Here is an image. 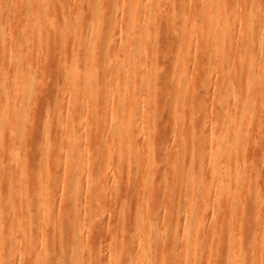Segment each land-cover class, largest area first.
<instances>
[{
  "label": "rangeland",
  "instance_id": "1",
  "mask_svg": "<svg viewBox=\"0 0 264 264\" xmlns=\"http://www.w3.org/2000/svg\"><path fill=\"white\" fill-rule=\"evenodd\" d=\"M102 1L101 4L106 2V0ZM185 1L186 7L184 8L186 10L183 9L184 4H180L182 0H175L177 9L179 11L183 9V15L185 16L179 22V25H183L186 28L192 22V9L187 8L190 6V4L188 5L190 0ZM171 2L172 0H154L153 5L160 6L162 13L158 15L156 21H152L153 33L156 29L160 28L163 22L169 24V26H176L178 20L177 15L168 13ZM248 2L250 6L255 8L256 16L260 24L264 23V0H248ZM0 3H7L10 7L0 11V27L5 38V40L3 38L0 41V107L4 101L2 98L4 93L1 91L7 89L11 95L14 93L15 95H13L16 96L17 94L15 90L12 92L10 89L14 75L13 72L11 73V69L13 71V64H10L12 63L11 61L9 63L11 59H8L7 56L13 58V51L16 48L24 58H27L31 53L32 56L38 54L35 49H39L42 35L51 36V40L56 35V40L59 42L54 43L51 41L49 55L47 53L45 54L47 55L46 60L48 66L44 67L45 70L37 69L40 67L34 66L36 78H34L31 86H27V83L23 85L22 90L24 94L16 99L18 104L26 107V114L18 121V123L21 121V125L17 123L13 126L12 123H9L0 128V141H3L2 145L5 151V156H3L5 160L3 158L1 159L4 160L3 165H6L1 169L4 171V175L0 171V175H2L0 182L4 179L8 181L5 185V192L10 201L8 205L9 215L6 217L8 218L7 225H9V229L6 231L5 246L0 253L3 264H20L21 261L23 264H44L43 250L46 246L52 248V254L49 255L52 264H148V262L146 263L144 261L146 255L150 256L153 264H224V259L219 255L224 243L222 238H220L221 235H219L221 232L219 225H221L222 217L215 220L217 233L210 234L208 232L210 230L209 227H206L204 229L207 231H199L198 235L197 233H193L188 237L185 236L186 231L183 227V220L187 216L186 212L189 204L184 200L192 192L187 185L186 171L183 170V157L177 153H180L183 149V137L195 144L201 138L200 134L191 130V124L194 122L193 127L199 128L203 126L204 135L222 124V121L230 124L238 123L240 124V128L243 126L240 117L238 121L235 118L237 112L235 104L233 102L230 103L229 100H233L232 96H250L246 94V88L249 91L254 89L256 76L258 75L259 69L264 65V46H261L259 42L261 38L260 33L259 35L257 34L255 43L257 49L255 53L256 61L251 62L250 66L248 65L250 61L248 60V56H245L247 59H244L239 64L243 51L240 48L242 46L240 43H237L239 47L233 43L232 45L235 47H228L230 50L227 48V53H224L227 55L222 54L219 56L220 63L218 61L219 54H214L210 62L213 63L215 58L217 59L216 62L213 64L209 62L210 65L209 63L207 65L203 57L200 60L202 61L201 65L193 52L191 56L192 61H188L190 63L189 66L186 63L184 64L187 66L184 67L188 70L187 74L180 60L178 61L182 69H179V64L175 66L176 60L179 59V57L175 59V55L178 54L174 53L177 50L175 47L176 43L174 42L175 33L173 30H169L167 36L165 35L166 37L164 36L157 43V46L155 44L151 45L154 48L156 46V48L154 49L152 47L149 54L154 49L153 51L156 54L154 56V52H152L151 56L156 58L155 62L161 57L158 53L168 55L166 61L171 60L170 62L168 61L166 63L162 56L161 63H158L160 62L158 61L156 63L154 62V64L158 66L157 73L161 82L163 83L171 79L170 81L172 83L169 84V89L162 87L163 84H160L161 87L157 90L152 87L149 95L143 97L141 95L142 91L145 90L146 92L152 85L146 81L148 78L126 82L122 73L127 66L121 65L120 63L123 58L125 59L126 52H122V50H125L123 48L115 47V41L113 42L112 40L113 36H108L106 40L109 46L108 58L104 57L98 47L92 53H94V56H98L99 58L103 57L104 59L98 60L97 63L95 62L90 66L86 64L88 58L93 56L91 53L80 56V59L77 60L80 81L77 84L73 82L71 74L75 67L72 60L73 46H71L73 37H70L73 35L67 38H71L72 40L70 39V41L66 39V36L63 39L64 36H61V29L65 25V20H68L71 26L70 31L73 33L72 26L74 28L78 17H81L80 23L83 22L80 24L81 29L89 31L92 26L90 9H92L94 0H49V2L45 3L47 6L44 4L42 6H45L48 10L50 8V17L53 18L42 22L41 26L37 27V29H32V23L30 21L25 22L23 20L24 17L19 12L24 6L23 1L0 0ZM179 5H181L180 8ZM38 6H41V4ZM122 6L124 5L121 3L118 8L121 9ZM125 6L127 5L125 4ZM238 6L235 9L238 10ZM118 8L116 6L115 8L113 7V12L116 10L119 12ZM15 9H18V12H15ZM237 10H234L236 18L243 13L242 10L238 16ZM7 15L11 16L9 17ZM120 15L118 20L113 21V24L110 25L112 28L114 27L113 29H115V25H119L116 29L118 30L119 28L121 30L120 23H122V19ZM236 18L233 19L235 22L241 19ZM97 20L99 19L97 18L94 21ZM119 21L121 22L119 23ZM221 21L222 19L214 20L210 23L204 20L203 35H200H202L203 39L205 37V39L204 41H200V35L199 38L197 37L195 44L197 49L201 47H199V41L201 44H205L206 48L208 46L206 43L209 44L213 38L216 39L219 37V43L223 41V36H221L222 32L220 34L218 33L220 36L216 33V38L212 33L208 38V35H206L209 33V27L213 23L219 22L220 25H223ZM23 27H26L33 36L31 53L26 51V40L24 38H22L24 41L20 39ZM96 27H98V24H96ZM100 27V29L96 28L98 30L97 34L100 33V36H106L105 34L107 33L105 29H102L101 22ZM238 29L239 25H236V29L234 27L233 30L234 33L230 31V36L226 41H230L231 36L234 39L237 36L235 30L237 33ZM3 36L1 35L0 37L2 38ZM154 37L153 34L151 38L155 39ZM223 39H227V37ZM9 40H11L10 42L12 44L8 42ZM3 41L6 44H2ZM205 41L206 43H203ZM67 42H70L71 45ZM242 42L248 43V35H244ZM66 43L69 45L70 50L69 48L68 50L64 49V45L62 44ZM1 44L6 45L7 48L3 50ZM221 44L224 45V41ZM55 46H60L57 52H55ZM11 47L14 49H11ZM202 47L203 53L204 46L202 45ZM196 48L193 47V51ZM75 49H77L76 46ZM197 49L195 50L196 52ZM2 51H5L4 53L7 55L5 59L2 57L4 54ZM10 51L13 53L12 55ZM34 52L36 53L34 54ZM176 53L178 52L176 51ZM245 54L248 55L247 51ZM223 55L227 57L222 61ZM235 56H238L237 59H239L236 60L234 58ZM36 57L37 55L33 59H36ZM226 59L231 62L233 60L234 62H228ZM139 62L137 64L139 65L137 72L145 76L148 68L142 65V56ZM235 62L236 64H234ZM116 63H119L117 64V73L113 75V67ZM227 63L235 66L228 67L226 66ZM11 66L12 68H10ZM229 69H233L235 75L231 78L232 86L228 96V108L224 111L227 114L225 115V119L222 120L221 114L223 110L220 108L218 102V90L223 86L224 80H228L229 78L226 77L227 79H223L224 77L220 75H222L223 70ZM93 71L97 72L92 77L95 79L97 92L92 97H86L84 96L85 85L91 81L90 75ZM180 72L186 74L188 80L191 78L189 81H185L181 88H179L177 83L179 75H181ZM173 77H175V80H172L174 79ZM176 77L178 78L176 79ZM26 88L28 89L26 90ZM125 88H129L130 90V97L128 98L129 105L126 101L128 106L123 110H119L116 106L125 100L123 97L125 96ZM262 88L261 96H264V85ZM34 89L36 90L33 91ZM73 89L76 91V101H73V98H75V96H72ZM182 90L190 91H187L189 95L187 94L188 96H186L185 94L186 97H182L184 96L182 93L180 94ZM14 98L12 99L14 100ZM142 102L144 103L142 104ZM140 105L142 107L145 105V107L139 110ZM175 108L181 109L186 114L187 119H191H188L189 121L187 120L186 123L188 130H186V125L185 127L181 126L182 129L176 125ZM200 112L206 113L202 123L196 121ZM263 114L264 109L257 108L254 124H252L253 128H251L252 131L250 129V134H255L254 132L258 130V137L255 134L257 141L264 139ZM69 117L73 119L70 124L68 123ZM113 118L120 122L119 128L118 126L114 129L112 128ZM188 123L190 128H188ZM120 128L121 131L129 130L132 138L131 145L133 152L132 157L125 159V166L117 164V168L115 169L116 166L113 167L115 162L112 161V163L111 160L113 159H110V157L115 152L116 145L114 137L120 133ZM253 129L257 130L253 132ZM143 135L146 136L147 140ZM204 139L203 141L207 142L206 137ZM147 142L157 151L156 159L147 160L144 158ZM251 143L252 141L249 139L248 142L246 141L244 143L243 155L247 156L249 158L248 161H252L257 167L259 165V169L264 165L261 161L264 158V140L260 141L257 146H253ZM90 144L95 145L97 149V152L92 155L88 154L87 151L88 145ZM255 153L257 157L254 156ZM251 156H254L257 161L254 158L252 160ZM89 158L93 160L92 165L88 164ZM26 159L31 167V174L25 178V185L29 186L27 195L24 193V190H22L23 192L21 194V190H19L21 187H18L19 185L23 187V181L20 177L25 173L22 169V162ZM66 166H75V173L66 171ZM263 168H260V173ZM206 169L209 171V168ZM66 179L71 180L68 186H65ZM246 179L252 183H256L259 177L248 174ZM203 180L205 181L204 185L207 186L208 180H210L208 172ZM149 181L150 184L153 182L152 188L149 186ZM76 186L79 187L80 196L74 201L73 189ZM216 187L224 188L225 181L223 183L215 181L209 188H205L203 190L206 193L205 197H203V193L199 189L193 192L196 201L207 200L211 205V208L208 206V212L213 211L212 204L217 201L215 195ZM113 192H116V195ZM25 196H29L28 203L24 202ZM61 197H64L68 201L60 204L57 199ZM3 201V199L0 200L1 209L6 206ZM249 201L251 202V200ZM123 204H126L127 208L125 218L121 217L119 213V208ZM154 207L156 209V215L152 211ZM199 210H201V207L197 204L191 206L192 216L195 217ZM22 212H24V217L28 216L29 222H21L22 232H20L18 231L20 226L17 223H19V215ZM173 214L175 215L173 216ZM45 216L52 224L49 228H43L42 223L45 220ZM241 219L244 222V216H241ZM158 220L161 221L157 223ZM163 226L166 227L168 233L167 238H163L160 235ZM125 232L129 234L135 233L137 236H140V239H143L146 245L145 248L149 250L143 254L135 255L137 257L129 261L127 259V253L125 252L133 243H127L121 236ZM195 236L199 237L196 245L202 247L203 251L208 252L209 241L212 239H216L217 243H220V247H215L214 251L207 255L203 252L202 258L200 259H192L189 254L191 248L194 247L193 238ZM245 237L242 239V242L246 246L248 236L246 235ZM40 241H44V245ZM30 244H32L34 249V253L31 254L25 247ZM254 244L256 246L260 245L264 249V242L259 243L257 241ZM125 258L126 262L124 261ZM235 259L243 263L245 255L238 254Z\"/></svg>",
  "mask_w": 264,
  "mask_h": 264
},
{
  "label": "bare ground",
  "instance_id": "2",
  "mask_svg": "<svg viewBox=\"0 0 264 264\" xmlns=\"http://www.w3.org/2000/svg\"><path fill=\"white\" fill-rule=\"evenodd\" d=\"M21 1L24 2V6L20 9L21 11H19V12L24 17L23 20L25 22L30 21L32 23L31 24L33 26L32 29H37V27L41 26L42 22L50 20L51 18H53V17H50V12H49L50 8L48 10L47 8H45V6L44 7L42 6L43 4L47 6V4H45V3L49 2V0H21ZM229 1H230V3H229ZM98 2H100V3H98ZM101 2H103V1L102 0H94V3H92L93 6H92V9H90L91 10L90 14H91V18H92L91 19L92 20V22H91L92 26H91L89 31H84V29H81L80 24L83 23V22L80 23L81 17H78L76 24L74 21V24H75L74 28L72 26V29H73L72 32L73 33H71V31H70L71 26L69 25L70 22L68 20H65V25L61 29V36L62 37L64 36L63 39H65V36L67 39L70 35H73V36H70V37H73L72 45L70 42H67V43L69 45L73 46L72 60H73L75 68L72 71L71 77L73 79V82H75V84H77L80 81V75H79L80 73H79V70L77 69V66H78L77 60L80 59L81 55L85 56L88 53H91L94 56V53H92V52L95 51L98 47L101 50L104 57L108 58L109 46L107 45L108 42L106 41L108 36L109 37L113 36L112 40H113V42L115 41L114 43H115L116 48H121V49L123 48L126 50V51L122 50V52H124V53L126 52V57H125V59L123 58V60L120 62L121 65L127 66L122 73V75H124L123 77L125 78L126 82L138 81L139 79L148 78V80H146V81H148L152 86L146 92H145V90L142 91L141 95H143V97L149 95V92L151 91L152 87L156 88V90H157L159 87H161L160 84H163L162 87H166L167 89H169L170 88L169 84L172 83L170 81L171 79L169 81L166 80L163 83L161 82L160 77L157 73L158 66L156 64H154L156 58L151 56V53L154 52L153 50L156 48L157 43H159L165 35L167 36V33H169V30H173V32L175 33L174 34L172 32L175 36L174 42L176 43V46H175V44H174V46L177 48V50H175L174 53L178 54V55H175L176 56L175 59H177L178 57H179V59H177L176 62L175 61L174 62L176 64L175 66H177V64H179L178 67L180 70L182 69V67L184 68L186 66V65H184L185 63L188 64V66H189L190 63L188 61L189 60L192 61L191 56L193 55V52L195 54V57L199 61L204 57V60L206 61V64H207L211 61V59L213 58L212 56L214 54H219L218 55V57H219L220 55L227 53L226 50L228 47H230V46L235 47L237 43L241 44L242 47H240V48H242V50H243L241 53V56H240V62L238 61L239 64L244 59H247L245 56H248L249 57L248 60H250L248 65L250 66L251 62L256 61L255 53L257 52V49H256L255 43H256L257 34L259 35V33L261 36V38L259 40L260 45L264 46V23L260 24L258 17L256 16L257 15L256 10H255V8H253L252 6L249 5L248 0H243V1H241V0H190V2L188 3V5L190 4V6L187 8L192 9V11H191L192 22H191V25H189L186 28L183 25L182 26L179 25V22L183 19V17H185L183 15L184 11H182V10L185 9L184 7H186L185 6L186 1L182 0V2L180 4H182V3L184 4V5L182 4L183 9L179 11L176 7L175 0H172L171 5L168 8V9H170L168 11V13H171L173 15L174 14L177 15V18H178L177 23L178 24L176 23V26L175 25L169 26V24L163 22L162 25L160 26V28L156 29L154 31V33H153V22L156 21V19L158 18V15L162 13L160 6L158 7L156 5L157 6L156 7L153 5L154 0H106V2H104L102 4H101ZM50 3H51V1H50ZM121 3L124 6H122V8L119 9L118 7H120ZM39 4H41V6H38ZM52 4H53V2H52ZM125 4L127 6H125ZM237 5H239L238 6V10L240 9L239 11L237 9H235V7ZM115 6H116V8H118L119 12H117V10L115 11L116 13L113 12V10H114L113 7L115 8ZM180 6L181 5H179V8H180ZM241 6L243 7V9H242L243 11L241 10V8H242ZM8 7H9V4H7V3L1 4L0 3V11L6 10V9H8ZM125 7H126V9H125ZM11 8H13V7L11 6ZM51 8H52V6H51ZM18 9L17 10L15 9L16 10L15 12H18ZM190 10H188V11H190ZM234 10H237L238 14L236 12H235V14H237L238 16L241 13V11L243 13H242V15L240 14V16L236 18V15H234ZM52 11H53V9H52ZM11 13H13V12L11 11ZM84 15H85V13H84ZM119 15L121 16V19H122V23H120L121 21H119L120 26L122 28H121V30L119 28L117 30L116 27H118L119 25L118 26L115 25V29H113L114 27L112 28V26H110V25L113 24V21L118 20ZM7 16L10 17L11 15H7ZM234 16L236 19H238V18H241V19H238V21L235 22V20H233V19H235ZM97 18L101 22L102 29H105V31L107 33V34H105L106 36H100L99 35L100 33L97 34L98 30L96 28H98V29L101 28L99 20H97L98 22L94 21ZM221 19H222L221 24L223 23V25H220L219 22L213 23L212 26L209 27V33L206 35H208L207 36V38H208L210 36V34L212 33L216 38L217 34L218 33L220 34V32H222L221 36H223V38L227 37V39H223L221 37L222 40L224 41V45L221 44L223 41H221V43H219V37H217L216 39H214V38L211 39L209 44L206 43V41L203 42V43H206L208 45L206 48L205 44L200 43L201 40L204 41V39H205V37H204V39L202 38V35H203L202 29H203L204 20L206 22L208 21L211 23L214 20H221ZM95 22H97L96 24H98V27H96ZM232 24H234V25H232ZM235 24L239 25V29H238L237 33L235 30V34L237 36H235V34H233V36H235L234 39L236 38V40L232 39L233 37L231 36L232 37V38L230 37L231 40L229 39L230 41H226V40H228V38L230 36L229 35L230 31L232 32L234 30V27L236 29ZM231 25H232V28H231ZM187 28H189V29H187ZM22 31L23 32L21 34L20 39L22 40V38H24L26 40V42H25L26 43V51L31 53V51H32V37H33L32 33L29 32L26 27H23ZM232 33H234V31ZM153 34L155 36L154 37L155 39L151 38V36ZM200 34H202V35H200ZM1 35L3 36V31L0 27V36ZM101 35H103V34H101ZM199 35L202 39L199 38ZM244 35H246V36L248 35V43L245 42L246 44L242 42ZM62 37H61V39H62ZM197 37L200 39L199 47L200 46L201 47L199 49H197L195 47ZM3 38H4V36L2 38L0 37V41H2L1 39H3ZM56 39H57L56 35L54 36V38L52 40H51V36H49V35L43 36L42 35L40 47H39V49L36 47L38 50L35 49L38 52V54H36L37 55L36 59H33L34 56H36V55L32 56V53L27 58H24V56L19 53L17 48L13 51L14 52L13 58H11V57L9 58V56L5 55V53H4L5 51L4 52L2 51V53H4L2 55V57H4L3 59H5V57L7 56L8 59H11V60H9V63L11 61L12 63H10V64L11 65L13 64V71L11 69V73L13 72V75H14L13 78L14 79H13V82H11L12 85L10 84V89L12 90V92H14V90H15L17 94H16V96H14L15 94L13 93L14 95L12 94L13 95L12 96L9 93L10 91L8 92L7 89H4L5 91H1L4 93V94L2 93L3 95L1 94L4 101L2 100L3 103H2V106L0 107V128L9 124V123H12L14 126L26 114L25 113L26 107L24 105L21 106L20 104H18V102H16V99L24 94L23 90H22L23 85L27 83V86L28 85L31 86L34 78H36L35 77L36 74L34 73V68H35L34 66L40 67L37 69H41V70H45L44 67L48 66V62L46 59H47V55H49L48 52L50 51L49 50L50 44H51V41L54 43H57L58 41ZM70 39H67V40L70 41ZM3 40H5V38ZM11 40H13V39H11ZM11 40H9L8 42H10ZM22 41H24V40H22ZM3 43H4V41L2 42V44ZM62 43H63V41H62ZM233 43L235 46L232 45ZM4 44H6V43H4ZM13 44H14V41H13ZM66 44H62V45H64V49L68 50V48H69V50H70L69 45L68 44L66 45ZM152 44L156 45V46L154 45L155 48L153 46H151ZM220 44H221V46L219 47ZM74 45L76 46L77 49H75ZM202 45L204 46V52H203L204 54L202 53V50H203ZM2 46H3V48H2L3 50H4V48H7L6 45H2ZM237 46L239 47V44H237ZM55 47H56L55 52H57L59 50L58 48H60V46H55ZM152 47L154 49L149 54V51L151 50ZM193 47L197 49V52L195 51L196 49L193 51ZM14 48H15V46H14ZM14 48L11 47V49H14ZM228 50H230V48H228ZM176 51L178 53H176ZM246 51H247L248 55L245 54ZM10 53H11V51H10ZM10 53H9V55H10ZM35 53L36 52H34V54ZM46 53H47V55H45ZM12 54L13 53H11V55ZM153 54L155 56L156 52H154ZM158 54L161 57H159L157 55L159 58L156 56L158 58V60L156 62L160 61L158 63H161L162 56H163V59L166 63L169 61V60L166 61V59L168 57L167 54L166 55H163L162 53H158ZM224 55H227V54H224ZM224 55L222 57V61L224 58L227 57ZM93 56H91V58H88V60L86 62V64H89V66L95 62L97 63L98 60L104 59L103 57L99 58L98 56H94V57ZM141 56H142V65L145 68H148V72L145 76H143L142 74L140 75L137 72V67L139 66L137 64H138ZM237 57L235 56L234 58L236 60H238L239 58L237 59ZM153 58H154V60H153ZM196 58H193V59H196ZM12 59H13V61H12ZM168 59H172V58H168ZM178 60H180L182 62L181 63V64H183L182 67L180 66V62ZM198 60H197V62H198ZM204 60H203V62H204ZM216 60L217 59L215 58V60H213V61L216 62ZM218 61H219V63L221 62L220 57L218 58ZM226 61L231 62L227 59H226ZM201 62L202 61H200V63ZM232 62H234V61L232 60ZM236 62L234 64H236ZM210 63H212V62H210ZM210 63H209V65H210ZM10 64H9V66H10ZM117 64H119V63H116V65H114V67H113V75H116V73H117V66H118ZM139 64H140V62H139ZM228 64H230V63H227L226 66H228V67L235 66L232 64H230V65H228ZM201 65H202V63H201ZM10 68H12V66ZM186 69H185V71L188 74V70H186ZM185 71H184V73H185ZM43 73H45V72L43 71ZM96 73H97L96 71H93V73L90 75L91 81L87 85H85L84 96H86V97H88V96L92 97L97 92V86L95 87V81H94L95 79L92 78L93 76L96 75ZM184 73H181V75H179V80H177L179 88L183 87V84L185 83V81H189L191 79L189 77L190 79L188 80V77ZM221 74L222 75H220V76H223L224 77L223 79H227L226 77L229 78L228 80H224V83L222 84L223 86L221 88L219 87L220 88L219 90L217 89L218 90V102L220 104V108H222V110H223V113L221 114V116H222L221 119L223 120V119H225V117H226L225 115L227 114V112H224V111L226 110V108H228V100H229L228 96H229V92L231 91L230 89L232 86L231 78H232V76L235 75V71H233V69L223 70V72ZM40 75H42V74H40ZM249 75H250V73H249ZM43 76H45V75L43 74ZM175 76H178V75H175ZM173 78L174 79H172V80H175V77H173ZM177 78L178 77H176V79ZM255 81H256V84H255L254 89L252 91H249V89L246 88V94L250 95V96H232L233 100H231V101L229 100L230 103L233 102V104H235V106H236L237 112H236L235 118L237 121H238L239 117L242 120L243 126H241V128L239 126L240 124H238V123L230 124V123H226L225 121H222V122L220 121L222 124L218 125L215 129H212L210 132L208 131V133H205V135L207 134V136H205L203 134L204 133L203 126L199 127V128L195 127V126L193 127V125L195 123L194 122L191 124V130L195 133L200 134L201 138L195 144V143L191 142L190 140H187L186 138L183 137V140H182L183 149L180 153H177L178 155H181L183 157V170L186 171V179L188 181L187 185H188V188H190V191L192 192L190 195H187V197H185V200H184L186 203L189 204L188 205L189 207L187 208V212H186L187 216L183 220V222H184L183 227L186 231L185 236L188 237L190 234H193V233L194 234L197 233V235H198L199 231H207L204 229L206 227H209L210 230L208 232H210V234H215V232L217 230L215 228V226H216L215 220L219 217H222L221 225H219V227L221 228V232H220L221 234L219 233V235H221L220 238H222L224 243H223V246L219 252V255L224 259V264H264V249L261 248L260 245L256 246L254 244L257 241H259V243L264 242V178H262L264 176V171H263L264 165H262V164H264V160H263L264 158L261 160L262 164L259 162L262 165L260 168H263V169H261V173L263 174V176H262V174L259 171L260 168L258 169L259 165L257 167V165L255 163H252V161L251 162L248 161L249 158H247V156L243 155L244 143L246 141L248 142V139L250 141H252L251 144L253 146H257L260 141L264 140L263 139V140L257 141V138H255V136L258 134L257 129H256L257 131L255 129H253V132L256 131V132H254L256 135L250 134V129L253 128L252 124H254L253 122H254V117H255V113L257 111V108L264 109V96H261L262 95L261 90L263 89L262 87L264 85V65L259 69V72H258V75L256 76ZM35 85H36V83H35ZM27 89L28 88H26V90ZM30 90H32V89L30 88ZM35 90L36 89H34L33 91H35ZM187 91L188 90H185V91L182 90V92H180V94L182 93L184 95L182 97H186L189 95V93H187ZM188 92H190V91H188ZM30 93H31V91H30ZM30 93H28V94L30 95ZM185 94H186V96H185ZM129 95H130L129 88H125V96H123L125 98V100H123L122 102H120L116 106L117 109L123 110L124 108H126L129 105V103H128V98L130 97ZM72 96H75V98H73V101H76L75 99L77 96H76V91L74 89L72 92ZM14 97H16V98H14ZM12 98H14V100ZM216 98H217V96H216ZM89 99H92V98H89ZM126 101H127L128 105L126 104ZM144 102H142V104ZM73 103H75V102H73ZM145 104H146V102H145ZM141 105L139 107L140 108L139 110H141V108L143 109L145 107V105H144V107H142ZM174 113L176 115L175 116L176 125L180 126V128L182 129L181 126L185 127L187 120L189 118L187 119L186 114L183 113L181 111V109H179V108H175ZM258 113L260 114V112H258ZM205 114H204V112H200L198 114L199 116H197L198 117L197 120H196V118H195V120L199 123H202L204 121ZM190 118H191V116H190ZM263 118H264V116H263ZM256 119H257V117H256ZM72 120H73L72 117H69L68 123L69 124L72 123ZM189 120H191V119H189ZM20 122L18 123L19 125H21ZM117 126L119 128L120 122L116 121L115 118H113L112 128L114 129ZM189 126L190 125L188 123V128H190ZM205 128H207V127H205ZM186 130H188L187 125H186ZM112 131H114V130H112ZM251 131H252V129H251ZM203 135H204V137H206L207 142L203 141V140H205ZM143 137L146 138L145 135H143ZM257 137H258V135H257ZM114 138H115L114 142L116 145V149H115L114 154L110 157V159H113V160H111V162L112 161L115 162L114 163L115 165H113V167L116 166L115 167V169H116L117 164H121V166H125V164H124L125 159L128 157H132L133 151H132V145H131L132 138L130 136V132L128 129L125 131H121V128H120V133ZM146 140H147V138H146ZM2 143H3V141H0V171L3 174L4 171H2L1 169L4 166L3 164H4V160H5L4 158L5 157L3 158V156H5V151L3 149ZM262 146H263V144H262ZM87 151H88V154L92 155L93 153L97 152V149H96L95 145L90 144V145H88ZM156 152L157 151H155L153 146L149 142H147V147L145 150L144 158H146L147 160L156 159V157H157ZM254 156L257 157L256 153L254 154ZM254 156L253 157L251 156L252 160H253ZM1 158H3L4 160ZM246 158H247V160H246ZM254 159L256 160V158H254ZM2 160H3V162H2ZM22 163H21L22 169L25 171L23 176L21 175V177H20V179L23 181V184H22L23 187L21 185H19L18 187L22 188V189L21 188L19 189V190H21V194L23 192L22 190H24V193L27 195L29 186L25 185V178L31 174V172H30L31 167H30V164L27 161V159L24 160ZM112 163H111V165H112ZM88 164L89 165L93 164V160L91 158H89ZM74 168H75V166H73V167L66 166L65 167V169H67L66 171H68L70 173H75ZM206 168H209V171H207L208 169H206ZM205 169H206V172H205ZM207 172L209 173L210 180H208L209 182L207 183V186H206V185H204L205 181L203 179L207 175ZM248 174L257 175L259 177L258 181L256 183H252L250 180L246 179V176ZM75 175H77V174H75ZM115 176H116V174H115ZM0 177H2V175H0ZM116 178H115V180H116ZM2 179H4V178H2ZM70 181H71L70 179H66L65 180V186H68L70 184ZM215 181H218L220 183H223V181H225V187L224 188H220V187L215 188V190H216L215 195H216L217 201H215L214 204H212L213 205L212 206L213 211L211 210L212 212L210 211L211 212L210 213V212H208V210H209L208 206H210V208H211V205L207 202V200L206 201L205 200L196 201V199H194L193 192L196 189L197 190L199 189L203 193L202 194L203 197H205L206 193L203 192V190L205 188H209L210 185ZM153 182H154V180H153ZM153 182H151V184H150V181H149V186H151V188L153 186ZM7 183H8V181H6L5 179L0 182V200L3 199L4 200L3 202L7 206V207L5 206L3 209L0 208V253L2 252V248L5 246L6 231L9 229V225H7L8 224V220H7L8 218H6L9 215L8 214V210H9L8 205L10 203L9 199L7 198L6 192H5V185ZM179 190H181V188H179ZM113 191H115V190H113ZM205 191H207V190H205ZM46 192L48 193V191H46ZM113 193H115V195H116V192H113ZM73 195H74V201H75L80 196L79 187L76 186L73 189ZM28 197L29 196H25V201H24L25 203H28L27 202L29 200ZM57 200L59 201L60 204H63V203L68 201L64 197H61ZM116 200H117V198H116ZM248 200H251V202L250 201L248 202ZM196 204L201 207V210H199L197 215L195 217H193L191 214V206L196 205ZM119 209H120L119 210L120 216L125 218L126 213H127L126 204H123V206H121ZM152 211L156 215L155 207L152 209ZM174 215L175 214H173V216ZM240 215L244 216V222L241 221L242 219H241ZM18 221H19V223H17V225L20 226L21 222H23V221L29 222V218H28V216L24 217V212H22L19 215ZM159 221H161V220H158L157 223H159ZM42 224H43V228L44 227L49 228L50 225H52L46 216H45V220L43 221ZM18 231L22 232L21 226L18 229ZM160 235L163 238H167L168 233L166 231L165 226L162 227ZM246 235L248 237H247V245L245 246V244L242 242V239L246 238L245 237ZM121 236L126 240L127 243H133V244H131L132 246H129L127 251L125 252V253H127V259L129 261H132L133 258L137 257L135 255L143 254L144 252L149 250V249L145 248L146 245L143 242V239H140L141 237L137 236V234H135V233L129 234L128 232L127 233L125 232ZM43 239H44V237H43ZM198 240H199L198 236H195L193 238L194 247L191 248L190 254H189V256L192 259H198V258L200 259V258H202L203 252H205V254L207 255V254L213 252L215 247L216 248L220 247V243H217L216 239H212L209 241L208 252H206V251H203L202 247L196 245L198 243ZM44 241H45V239H44ZM44 241H40V243L42 244ZM174 242H175V240H174ZM43 245H44V243H43ZM25 247L27 248V250L29 251L30 254L34 253V249L32 247V244L26 245ZM43 253H44L43 263L44 264H52V262L50 261V258H49V255L52 254V248L46 246V248L43 250ZM238 254H244L245 255V260L243 263L239 262L238 260L235 259V257ZM124 261L126 262V258ZM144 261L146 263L148 262V264H153L150 260L149 255L145 256ZM0 264H3V260L1 259V257H0ZM20 264H23V262L21 261Z\"/></svg>",
  "mask_w": 264,
  "mask_h": 264
}]
</instances>
